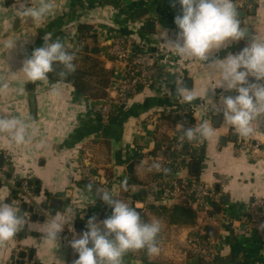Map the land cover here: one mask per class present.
<instances>
[{"label":"crops","instance_id":"1","mask_svg":"<svg viewBox=\"0 0 264 264\" xmlns=\"http://www.w3.org/2000/svg\"><path fill=\"white\" fill-rule=\"evenodd\" d=\"M173 2L153 0L147 5L127 0H55L53 13L42 23L33 24L28 18L16 16L12 8L15 0H0V40L9 35L20 38L17 47L8 54L0 50V70L18 72L26 56L43 46L46 33H51L53 39L59 37L71 49L79 50L80 43L82 46L85 44L78 34L81 24L91 26V32L97 34L101 47L110 46L113 34H118L129 41L146 42L159 59L155 85L141 89L130 97L118 119L110 122H103L93 109L91 100L68 84H59L63 90L59 97L48 95L49 86L55 83L51 80L41 87H37L41 85L39 81H25L23 96L0 95V111L18 110L32 121L36 138L43 137L47 141V148L41 151L30 146L9 149L7 138L0 137V155L5 159L2 170L11 176L2 180L0 199L16 205L12 200V190L25 179L28 182L39 181L42 193L51 192L54 195L72 191L71 205L60 212L67 216L71 228L65 225L59 243L51 249L44 248L40 240L42 234L31 231L40 236H17L0 248V264H9L14 256L17 259L20 252L29 253L32 248L36 249L34 260L26 261V264H73L78 258L69 244L73 235L86 230L91 215L96 216L99 222L103 212H107L108 216L112 213V208L94 198L95 190L93 196L86 191L81 164L91 167L96 183L115 189L114 194L126 203L144 201L141 196L146 197L157 172L140 169L139 162L151 163L165 156L164 139L170 138L173 128L163 118L176 108L187 109L196 124L208 120L217 128L212 140L197 142L199 149L193 155L192 165L200 163L197 178L216 188L221 202L216 206L215 213L201 212L180 200L146 206L144 215L148 222L159 220L162 225L159 236L166 237L177 249H166L151 257L137 251L130 252L124 257V264H264V244L257 235L233 225L251 202L264 197V120L254 124L255 135L245 139L224 126L222 112L217 113L211 105H206L208 88V98L218 106L221 95L233 96L237 93L217 87L218 78L209 77L201 62L181 59L164 43L165 33L168 39L175 40L179 31L175 17L181 13V5L177 2L173 7ZM235 3L238 12L240 6L237 1ZM253 6L256 9L252 14ZM146 11L148 15L135 19ZM244 11L246 17L241 27L251 29L250 37L245 36L226 48L214 51V58L223 59L229 53H239L252 36L259 34L264 37V0L247 5ZM147 22L154 23L153 32L147 30ZM87 43L90 47L94 46L90 39ZM75 63L77 68H90V73L82 80L91 92L100 88L102 68L114 72L112 83L118 82L125 72L122 64L102 55L89 57L87 61L78 57ZM176 77L184 79L189 89L195 88L203 100L198 99L192 104L181 103L175 95ZM20 78L23 79L22 76ZM213 87L217 88L211 89ZM30 98H35L36 102L35 119L31 115ZM221 138L225 140L220 142ZM256 142L261 145L259 148L252 147L250 154L235 153L237 144L253 146ZM193 145L196 143L191 144L189 153ZM131 164L134 165L132 174L127 170ZM192 165L190 171L183 173L184 176L193 174ZM10 166L12 171L9 172ZM125 179L127 191L121 188ZM31 190L34 191V186ZM45 200L44 195L37 197V201L42 203ZM214 215L217 221L210 220ZM73 228L75 233L71 230ZM202 232L215 240L218 258L213 263L188 254L186 238Z\"/></svg>","mask_w":264,"mask_h":264},{"label":"clouds","instance_id":"2","mask_svg":"<svg viewBox=\"0 0 264 264\" xmlns=\"http://www.w3.org/2000/svg\"><path fill=\"white\" fill-rule=\"evenodd\" d=\"M177 2L181 5V13L175 17L179 31L175 40L168 39L165 33L164 43L181 59L201 62L209 77L218 78L217 87L238 93L235 96L221 95L218 106L208 98V88L206 105H211L217 113L222 112L224 126L230 127L237 136L247 139L255 135L254 124L264 120V37L259 34L252 36L239 53H229L223 59L214 58V51L246 36V27L242 28L237 19L235 0H174L173 7ZM12 8L17 17L40 24L53 13L56 4L55 0H15ZM18 40V37L6 36L0 40V50L8 54L17 47ZM43 40V46L26 56L18 72L0 70V95L23 96L25 81L41 82L37 87L48 85L49 73L55 74L56 82L49 86L48 95L59 97L63 94L59 84L76 72L78 50H70V45L59 37L53 39L51 33H46ZM250 77L254 81H250ZM174 83L175 95L181 103L192 104L198 99L203 100L195 88L185 86L184 79L176 77ZM176 131L181 142L187 140L191 143L212 140L217 128L212 122L203 120L194 127L178 124ZM0 137L7 138L9 149L30 146L41 151L47 148L45 138H36L32 121L14 108L0 111ZM138 167L148 172L168 174L170 171L159 161L148 163L142 160ZM121 188L128 190L126 179L121 182ZM85 189L90 195L95 190L94 198L112 208V213L99 222L96 216H92L87 220L86 230L73 235L69 244L78 254L73 264H124L128 253L141 250L149 257L159 254L158 236L162 228L159 220H142L136 208L114 194L115 189L96 187L92 182ZM44 214L51 219L47 218L42 225L33 223L14 204L0 199V248L7 246L25 229L42 234V247L51 249L56 246L65 225L71 228V224L67 216L60 212L51 215L46 211ZM261 228L264 230V225ZM71 230L75 233L74 228Z\"/></svg>","mask_w":264,"mask_h":264},{"label":"built area","instance_id":"3","mask_svg":"<svg viewBox=\"0 0 264 264\" xmlns=\"http://www.w3.org/2000/svg\"><path fill=\"white\" fill-rule=\"evenodd\" d=\"M127 1L131 3L140 1L147 5L153 2V0ZM258 1L260 0H237V3L238 6L241 4L247 6ZM109 43L111 46V56L114 58L115 62H119L125 68V72L121 79L118 82L111 83L109 86V100L114 105L124 106L127 100L136 95L141 89L151 88L155 85L159 75V59L157 54L151 50L150 45L146 42H133L118 34H113V38ZM249 80L254 81V78L250 77ZM95 112L101 115L103 122H109L110 116L113 114V108L112 105H108L95 109ZM168 116H171V119H163L166 124L173 128V132L170 134L172 141L170 150L176 154V158L170 159L166 155L159 158L158 161L170 170L169 173L164 174L162 171L157 172L156 179L146 193V200L142 202L132 201L130 204L143 215L146 206L159 205L174 200L188 202L189 205L196 207L204 213H215L216 206L221 202L220 195L216 188L199 180L196 175H183L186 170L190 171L193 155L197 152L196 150H198L199 147L197 146L198 141H195L196 145H193L191 152L188 155H183L184 145L187 140L183 142L180 141L179 132L176 131V127L181 123H184L185 127H194L196 122L189 120L188 117H190V113L185 108H176L169 112ZM260 145L259 142H256L253 146L251 144L239 143L235 148V153L247 155L251 153L252 147L259 148ZM81 174L85 184L92 182L96 187L107 188L105 185L96 183L91 167L84 163L81 164ZM7 176V172L1 169L0 180H6ZM20 183V198L30 202L33 193L28 180H22ZM46 211L47 210L39 207L36 208L35 214L41 218L45 216L44 213ZM143 215H141L142 220L148 222ZM215 218L216 215L210 220L213 221ZM233 225L234 228H242L248 233L256 234L264 244V230L261 228V226L264 225V197L255 199L251 202L240 216V219L233 222ZM158 240L161 253L166 249H177L166 237L158 236ZM186 245L188 254L193 258L205 260L210 263H213L218 258L215 240L205 232L188 236L186 238ZM9 264H15V262L11 261ZM249 264L262 263L253 262Z\"/></svg>","mask_w":264,"mask_h":264},{"label":"water","instance_id":"4","mask_svg":"<svg viewBox=\"0 0 264 264\" xmlns=\"http://www.w3.org/2000/svg\"><path fill=\"white\" fill-rule=\"evenodd\" d=\"M246 7L245 4H241L240 5V10L237 12V19L240 21L241 25H242V21L244 20V18L246 17V13L244 11V8ZM256 7L253 6L251 8V12L252 14L255 12ZM148 11L146 12H142L140 15H137L135 17V19H141L144 16L148 15ZM146 27L147 30H149L150 32H153L154 30V23L153 22H147L146 23ZM247 32H246V36L250 37L251 35V29L246 28ZM29 89L31 90V86L29 87ZM30 106H31V115H32V119L36 118V102H35V98H30ZM225 140V138H221L220 142H223ZM5 164V159L4 156L0 155V169L3 168ZM133 164H131L127 170L129 171L130 174H132V169H133ZM199 169H200V163L199 162H195L192 165V173L194 175H198L199 173ZM8 171H12V167L10 166L8 168ZM8 179L11 178L10 175L7 176ZM98 181V179H97ZM2 186V181H0V188ZM29 186L32 187L34 186V191L33 193V197L31 199L30 202L26 201L25 199H21L19 196V189L21 188V183H18L16 185V188L12 190V196H13V201L16 203V207L20 210V212L22 214H24L26 217L29 218V220H31L33 223H45L47 218H51V216L47 217L42 216L41 218H39L36 214H35V210L36 208L41 207L44 210H47L51 215H55L57 212H63L65 211L70 205H71V197H72V191L68 190L65 193H58V194H52L51 192H45L42 193L41 190V186H40V182L39 181H35V182H29ZM219 190V189H218ZM42 195L45 196L46 200L45 202H40L37 201V197H41ZM10 203V201L8 202ZM91 213V212H90ZM92 217V215L90 216V218ZM108 217V213L107 212H103L101 214V218L100 221L107 218ZM80 218V217H79ZM87 219V218H86ZM78 228H81V225L78 226ZM83 228V226H82ZM24 235H28L31 237H39L40 234L28 231L27 229L21 231L17 236H19L20 238H22ZM65 235V234H62ZM35 253H36V249H31L29 251V253L27 252H20L18 255V258L16 259V257L14 256L12 258V260L15 262V264H26V261L28 262H32L34 260L35 257ZM234 259V258H233Z\"/></svg>","mask_w":264,"mask_h":264},{"label":"trees","instance_id":"5","mask_svg":"<svg viewBox=\"0 0 264 264\" xmlns=\"http://www.w3.org/2000/svg\"><path fill=\"white\" fill-rule=\"evenodd\" d=\"M235 1H237V0H235ZM91 31H92V28L88 24H81L79 26L78 34L80 36V41L81 42L84 41L85 44L82 46L80 43L79 50L77 51V58L81 57L82 59L87 61L89 59V57L102 55L104 57L109 58L112 61H115L114 58L110 54L111 46L107 45V46L101 47L98 43L97 34H94ZM89 39L93 42V44H94L93 47H90V45L87 43V41ZM70 50H72V49L70 48ZM102 72H103L102 79L99 82L100 88L94 92H91L89 87L82 80L85 75H88L90 73V68H77L76 72L74 74L70 75L67 78V80L63 82V84L71 85L72 87L77 89L80 93L85 95L89 100H91V104H92L93 109L112 105L113 114H111V116H110V120H109V122H110V121H114V120L118 119L120 112L123 110L125 105L119 106V105H114L110 102V100H109L110 94H109L108 89L112 83L111 79L114 75V72L112 70L107 71L104 68H102ZM48 76H49V80H51L52 82H56V76L54 73H49ZM97 115L102 120L101 115L99 113H97ZM188 118L191 121L193 120L191 117H188ZM164 119L169 120V119H171V116L164 117ZM164 141L166 142L165 149L163 150L161 147H159V149L163 150L164 155H166L168 158L175 159L176 154L174 152H171V150H170L171 142H172L171 138L168 137V138L164 139ZM192 143H196V142L195 141H193L191 143H189L188 141L186 142V144L184 145L183 155L189 154L190 147H191ZM141 200L145 201L146 197L141 196ZM185 203L187 205H189L188 202H185ZM140 214L143 215L141 212H140ZM143 216H145V215H143ZM137 252L146 254V252L143 250L137 251ZM143 257H146V255H144Z\"/></svg>","mask_w":264,"mask_h":264},{"label":"rangeland","instance_id":"6","mask_svg":"<svg viewBox=\"0 0 264 264\" xmlns=\"http://www.w3.org/2000/svg\"><path fill=\"white\" fill-rule=\"evenodd\" d=\"M262 245V244H261Z\"/></svg>","mask_w":264,"mask_h":264}]
</instances>
